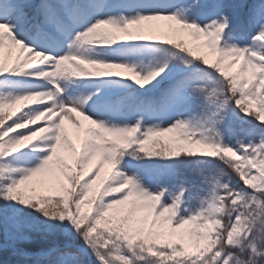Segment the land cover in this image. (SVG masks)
<instances>
[{
    "label": "snow or ice",
    "instance_id": "obj_1",
    "mask_svg": "<svg viewBox=\"0 0 264 264\" xmlns=\"http://www.w3.org/2000/svg\"><path fill=\"white\" fill-rule=\"evenodd\" d=\"M0 255L264 264V0H0Z\"/></svg>",
    "mask_w": 264,
    "mask_h": 264
},
{
    "label": "trees",
    "instance_id": "obj_2",
    "mask_svg": "<svg viewBox=\"0 0 264 264\" xmlns=\"http://www.w3.org/2000/svg\"><path fill=\"white\" fill-rule=\"evenodd\" d=\"M24 247H27V248H36V247H34V245H25ZM5 258L11 259L10 256L9 257H4V256L0 255V259H5Z\"/></svg>",
    "mask_w": 264,
    "mask_h": 264
},
{
    "label": "rangeland",
    "instance_id": "obj_3",
    "mask_svg": "<svg viewBox=\"0 0 264 264\" xmlns=\"http://www.w3.org/2000/svg\"><path fill=\"white\" fill-rule=\"evenodd\" d=\"M34 245V247H39V242L38 243H36V244H33ZM30 249H35V248H30Z\"/></svg>",
    "mask_w": 264,
    "mask_h": 264
}]
</instances>
